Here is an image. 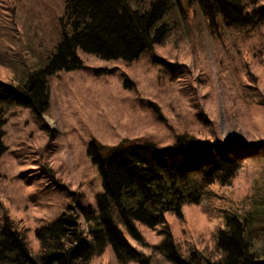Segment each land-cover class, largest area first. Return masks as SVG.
Masks as SVG:
<instances>
[{"label": "rangeland", "instance_id": "374dc122", "mask_svg": "<svg viewBox=\"0 0 264 264\" xmlns=\"http://www.w3.org/2000/svg\"><path fill=\"white\" fill-rule=\"evenodd\" d=\"M178 2L169 22L176 25L136 60H107L80 51L85 67L49 77L43 113L0 100L6 109L7 146L0 158V217L8 212L28 227L35 249L40 247L37 227L57 217L74 197L95 203L103 179L88 152L94 139L107 145L147 139L163 146L190 134L227 140L229 146H264V26L214 30L190 0ZM64 10L65 0H0V78L19 83L45 64L61 39ZM254 201L247 233L261 248L262 152L246 157L229 183H215L200 202L185 205L181 218H167L177 236L211 245L225 226V214L252 209ZM143 233L153 243L160 240L155 229L146 227ZM91 264L122 263L108 248Z\"/></svg>", "mask_w": 264, "mask_h": 264}, {"label": "trees", "instance_id": "16d2710c", "mask_svg": "<svg viewBox=\"0 0 264 264\" xmlns=\"http://www.w3.org/2000/svg\"><path fill=\"white\" fill-rule=\"evenodd\" d=\"M190 3L203 12L214 30L264 26V0ZM178 6V0H65L61 39L51 55L22 82L0 78V100L43 113L49 104V77L61 69L85 67L80 51L132 62L165 39L175 24L169 22ZM247 96L253 99L254 94L247 92ZM5 113L0 103V158L7 150ZM226 141L190 134L163 146L147 139L125 138L114 145L94 139L88 152L103 179L95 203L74 197L57 217L37 227L39 249L29 243L28 227L22 228L5 212L0 217V264H91L108 248L122 264H153L156 260L168 264H264V244L258 248L247 233L256 201L244 213H226L225 226L211 245L195 243L190 235L186 240L182 234L177 236L167 218V214L181 218L182 208L200 202L212 185L229 183L246 157L264 153L262 142L249 149L241 143L229 146ZM146 227L155 229L158 242L148 240L143 233ZM181 229L182 233L189 231Z\"/></svg>", "mask_w": 264, "mask_h": 264}, {"label": "bare ground", "instance_id": "6f19581e", "mask_svg": "<svg viewBox=\"0 0 264 264\" xmlns=\"http://www.w3.org/2000/svg\"><path fill=\"white\" fill-rule=\"evenodd\" d=\"M89 203H91V202H89ZM92 204H94V203H92Z\"/></svg>", "mask_w": 264, "mask_h": 264}]
</instances>
